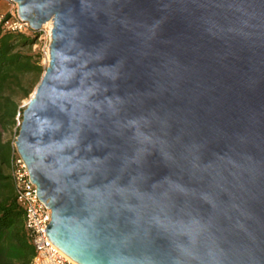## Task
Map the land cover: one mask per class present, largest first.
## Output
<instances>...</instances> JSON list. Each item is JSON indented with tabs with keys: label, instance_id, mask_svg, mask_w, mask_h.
I'll list each match as a JSON object with an SVG mask.
<instances>
[{
	"label": "water",
	"instance_id": "obj_1",
	"mask_svg": "<svg viewBox=\"0 0 264 264\" xmlns=\"http://www.w3.org/2000/svg\"><path fill=\"white\" fill-rule=\"evenodd\" d=\"M50 64L17 148L80 264H264V0H10Z\"/></svg>",
	"mask_w": 264,
	"mask_h": 264
},
{
	"label": "trees",
	"instance_id": "obj_2",
	"mask_svg": "<svg viewBox=\"0 0 264 264\" xmlns=\"http://www.w3.org/2000/svg\"><path fill=\"white\" fill-rule=\"evenodd\" d=\"M40 35L31 29L16 31L0 23V127L8 129L23 111L21 100L29 97L46 70L43 53L33 50ZM20 131V129H19ZM12 142L0 134V264H30L35 250L25 228L24 208L17 201L10 168Z\"/></svg>",
	"mask_w": 264,
	"mask_h": 264
},
{
	"label": "built area",
	"instance_id": "obj_3",
	"mask_svg": "<svg viewBox=\"0 0 264 264\" xmlns=\"http://www.w3.org/2000/svg\"><path fill=\"white\" fill-rule=\"evenodd\" d=\"M0 23L10 30L29 31L32 29L28 22L22 20L18 13V5L12 1L10 11L1 15ZM16 141L17 138L12 142L10 174L13 178L17 201L24 208L25 228L35 250L30 264H80L59 248L47 235L46 227L52 220V209L38 196L37 185L31 180L27 163L19 153Z\"/></svg>",
	"mask_w": 264,
	"mask_h": 264
},
{
	"label": "rangeland",
	"instance_id": "obj_4",
	"mask_svg": "<svg viewBox=\"0 0 264 264\" xmlns=\"http://www.w3.org/2000/svg\"><path fill=\"white\" fill-rule=\"evenodd\" d=\"M6 4L8 5H0V11L5 10L7 8V6H11V1L10 0H3ZM39 41L37 44H35L33 46V50H41V52L43 53V58L41 60V64L44 66V68H47L50 64V58H49V54H50V43H51V35H50V27H45L44 26V31L41 32L40 37L38 38ZM39 82L37 83L36 87L38 86ZM33 90V92L36 90ZM32 93H30L29 97L22 99L21 100V107L22 108H26V106L28 105V102L30 100V98L32 97ZM22 117H21V113L18 114L17 116V121L14 125L10 126L8 129L3 130L0 127V134L1 137L3 139V141H10L13 142L18 134H19V129L21 127V124H19V122H22ZM6 174H10V168H6L4 171Z\"/></svg>",
	"mask_w": 264,
	"mask_h": 264
},
{
	"label": "crops",
	"instance_id": "obj_5",
	"mask_svg": "<svg viewBox=\"0 0 264 264\" xmlns=\"http://www.w3.org/2000/svg\"><path fill=\"white\" fill-rule=\"evenodd\" d=\"M0 5H8V4H6L3 0H0ZM10 9H11V6H9V7L7 6V8L5 10L0 11V17L2 14L9 12Z\"/></svg>",
	"mask_w": 264,
	"mask_h": 264
},
{
	"label": "bare ground",
	"instance_id": "obj_6",
	"mask_svg": "<svg viewBox=\"0 0 264 264\" xmlns=\"http://www.w3.org/2000/svg\"><path fill=\"white\" fill-rule=\"evenodd\" d=\"M45 26H46V27H50V29H51V27H52V21L47 22V23L45 24ZM49 51H50V50H49ZM49 58H50V54H49ZM35 91H36V90H35ZM35 91L33 92L32 97L34 96ZM30 99H31V98H30Z\"/></svg>",
	"mask_w": 264,
	"mask_h": 264
}]
</instances>
